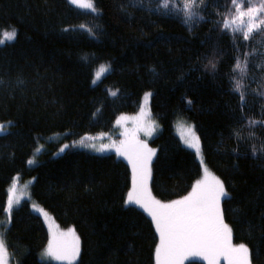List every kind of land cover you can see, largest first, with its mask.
I'll list each match as a JSON object with an SVG mask.
<instances>
[{
	"label": "trees",
	"instance_id": "1",
	"mask_svg": "<svg viewBox=\"0 0 264 264\" xmlns=\"http://www.w3.org/2000/svg\"><path fill=\"white\" fill-rule=\"evenodd\" d=\"M92 3L93 13L68 0H0V34L17 33L0 45V124L10 125L0 135V232L10 264H51L40 260L48 233L30 202L4 211L16 176L33 179L31 201L75 229L76 264H155L153 222L125 203L129 165L72 146L55 156L65 142L113 131L121 116L138 112L146 92L161 128L149 141L157 150L152 195L173 202L200 179L199 161L175 132L176 121L192 123L205 165L228 194L222 215L232 242L248 247L251 264H264V25L248 40L225 30L232 0H197L188 23L184 0ZM237 58L246 62L243 74L233 71ZM100 65L109 71L93 85ZM57 135L63 139L50 140Z\"/></svg>",
	"mask_w": 264,
	"mask_h": 264
},
{
	"label": "snow or ice",
	"instance_id": "2",
	"mask_svg": "<svg viewBox=\"0 0 264 264\" xmlns=\"http://www.w3.org/2000/svg\"><path fill=\"white\" fill-rule=\"evenodd\" d=\"M202 3L203 0H200ZM69 3L84 9H94L92 0H69ZM235 8V15L226 16L223 20V28L232 32H240L245 40H248L254 31L260 30L264 25V0L258 4L253 0H232ZM168 0H164L162 6L167 7ZM194 6H199L197 0H184L183 12L185 23H188L195 13ZM247 18V19H245ZM83 27V26H81ZM16 30L0 34V45L5 42H12L16 38ZM246 62L237 58L233 71L246 72ZM109 71V66L100 65L95 73L96 79ZM94 83L96 80L94 79ZM23 83V81H19ZM242 84L236 81L235 90L241 92ZM115 95V93H112ZM264 94V93H261ZM146 94L145 100L148 99ZM241 101H244V93L241 92ZM121 119H124L121 117ZM254 126L257 121H250ZM5 130L0 125V132ZM186 136H182L188 147L195 148L197 156L203 159L200 152L199 139L195 132L188 126L185 129ZM80 143H83L81 141ZM68 145H64L67 148ZM64 149L61 148V151ZM39 151V149L37 150ZM118 156H124L132 166V190L127 194L126 205L135 204L141 207L152 219L156 231L159 233L160 244L155 250L156 264H182V261L189 255L199 256L208 261V264H218L220 257L228 261V264H251L250 253L244 244L234 245L232 243V230L224 223L220 209L221 197L228 194L224 184L215 176H212L207 167L204 166L205 179L197 181L191 193L182 200L173 201L171 204H162L151 198L147 189V181L151 175L149 164L154 151L147 148L146 144H139L135 147H116ZM35 161L29 160L31 165ZM210 178V179H209ZM15 182L9 194L6 213H11L14 204L20 202L19 197L14 196ZM45 217L47 213L37 209ZM51 230V229H50ZM63 240H58L55 234L49 240L48 246L42 256L52 257L56 260H72L79 255L80 242L72 230L60 233ZM7 248L0 232V264H6Z\"/></svg>",
	"mask_w": 264,
	"mask_h": 264
},
{
	"label": "rangeland",
	"instance_id": "3",
	"mask_svg": "<svg viewBox=\"0 0 264 264\" xmlns=\"http://www.w3.org/2000/svg\"><path fill=\"white\" fill-rule=\"evenodd\" d=\"M68 2H69V0H68ZM71 5L74 6L75 8H77V9H80V10L85 11V12L93 13L95 11L94 9H84V8L77 7V6L73 5V4H71ZM245 19H247V18H245ZM7 43H10V42H5V44H7ZM5 44H3V45H5ZM107 73H108V71L106 73L102 74L99 79H96V77L94 75V78L92 80L93 85H96L97 83H99L101 78L103 76H105ZM94 79L96 80L95 83L93 82ZM146 94H150V95H148V99L147 100H145ZM151 98H152V94L150 92H146L143 95V97H142L140 108H139L138 112L136 114H133V115L121 116L124 119H121V117H120L116 121V123L114 124V130L113 131H111L109 133H102V134H97V135L86 136L83 140H79V141H76V142H65L61 146V148H63L64 150L61 151V148H60L58 150V152L55 154V156L62 155L66 151V149L68 147H70V146H72L75 149L85 150L87 152H90V153H93V154H97V155L114 154L118 159L125 161L129 165V167H130V169L132 171V166H131V164H129L128 159H126L124 156H118L117 155L116 147L121 146V142H124V146H128V147H135V146L138 145V143L139 144H146L148 149H151V150L154 151V155L152 156L151 162L149 164V168L151 170V165H152V163H153V161L155 159L157 150L149 144V141L154 139L161 131L160 125L153 118L152 113H151ZM0 125H4L5 126V130L3 132H0V135L6 134L9 131V126L10 125L9 124H0ZM188 126H191V128L195 132L196 137L199 139V137H198V135L196 133L194 125L192 123L186 121V120H178V121H176V123H175V132H176L177 136L180 138V140L183 143V145L186 148H188L189 150H191L195 154L197 160L199 161L200 166H201V176H200V179L198 181H201V180L205 179L204 166H206V165L204 163V160H203V166H202L201 158L197 156L196 149L188 147L185 144L184 139L182 138V136H186L185 129ZM62 139H63V136H61V135L52 136L50 138V140H53V141H60ZM81 141H83V143H80ZM64 145H68V147L64 148ZM199 145H200L201 156H202V159H203V154H202L200 140H199ZM38 149H39V151H37ZM43 150H44V146L43 145H39L36 148V150L34 151L32 157L30 158V160H34L35 162L33 164H31V165L28 163V167L29 168H33V167H35L38 164V156L41 154V152ZM207 169H208V167H207ZM208 171L211 173L212 176H215L216 178H218L209 169H208ZM132 176H133V173H132ZM150 181H151V175H150V177H149V179L147 181L148 192L150 193L152 199H154L156 201H159L152 195L151 188H150ZM14 182H15V185H16L14 196L15 197H19L20 198V202L18 204H14L11 211L17 209L21 205V203L24 202V201L30 202L32 213L35 214L36 216H38L42 220V222H43V224H44V226H45V228L47 230L48 242H49L50 239H52L53 234H55V236L57 237L58 240H63L64 238L60 236V233L68 232L69 230H72L75 233L76 237H78V235L76 234V231H75V229L73 227L66 228V229L61 228L57 224V222L54 220L52 215L47 213L41 206H39L36 203L31 201L30 188H31V186H32V184L34 182L33 179L26 180V181H21L20 177L16 176L13 179L10 187L8 188V194H10V191L12 189V185H13ZM131 190H132V187H131ZM224 198L225 197H221V201H220L221 212H222V202H223ZM182 199H179V200H182ZM159 202L162 203V204H171L172 203V202H162V201H159ZM127 206H135V207L139 208L141 211H143L151 219V217L141 207H139V206H137L135 204H128ZM37 209L43 210V212L47 213V216L45 217L40 211H37ZM151 221H152V219H151ZM3 223H4V221H0V229H1V226H2ZM224 223H225V221H224ZM154 227H155V225H154ZM155 230H156V228H155ZM156 233H157V235L159 237V233L157 231H156ZM159 244H160V237H159ZM47 246H48V243H47L45 249L42 251V253L45 252ZM42 253L40 254V260L42 262H48V263H51V264H69V262L67 260H56V259H54L52 257L42 256ZM79 256H80V252H79V255L72 260L71 264H76L78 262ZM189 261H199V262H202L204 264H208V261L203 259L202 257L191 256V255L187 256L182 261V264H185V263H187ZM6 264H10V259H9L8 255L6 257ZM155 264H156V258H155ZM218 264H228V261L225 260L223 257H220L219 260H218Z\"/></svg>",
	"mask_w": 264,
	"mask_h": 264
}]
</instances>
